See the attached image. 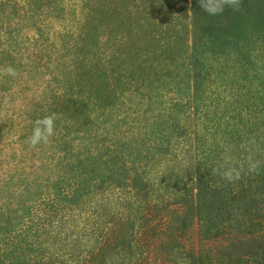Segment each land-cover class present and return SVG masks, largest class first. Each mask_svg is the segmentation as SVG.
Here are the masks:
<instances>
[{
    "label": "rangeland",
    "instance_id": "1",
    "mask_svg": "<svg viewBox=\"0 0 264 264\" xmlns=\"http://www.w3.org/2000/svg\"><path fill=\"white\" fill-rule=\"evenodd\" d=\"M70 5L60 11V7L52 10L55 0H0V235L23 231L27 219L39 225L37 232L24 233L22 253L5 255L23 257V264H152L141 234L149 207L193 196L207 182L229 184L212 175L225 156L233 164L245 163L246 168L251 155L264 166V45L253 47L246 74L235 64V56L208 57L204 70L208 76L195 113L176 93V84L183 97L192 91V74L183 70L177 83L164 76L150 90L139 92L143 96L117 94L109 112L102 117L100 111L92 112L86 120L77 118L69 102L77 98L80 88L75 85L81 82L76 75L64 81V71L49 62L54 61L50 46L59 45L54 39H62L57 32L72 17ZM189 5L190 0H184L174 8L185 24ZM187 31L183 45L188 55L191 35ZM35 36L40 48L33 47ZM37 50L46 54H40L34 70L25 75ZM7 65L16 69L15 77L5 72ZM51 103L62 107L56 113L54 135L49 143L33 149L26 141L35 121L51 115L47 111ZM88 121L118 122L108 129L112 138L108 144L114 142L121 151L116 168L123 175L112 177L91 194L82 190L93 182L77 190L68 184L76 178L83 184L94 178V184L100 185L106 165L75 168L66 160L70 155L64 158L59 152L65 139L73 138L77 145L82 134L76 130L85 131ZM209 169L210 174H205ZM135 172L141 173L136 184L146 192L132 187ZM246 173L231 183H238ZM190 234L185 242L189 246L196 240L195 228ZM166 255L175 264L183 263L181 250ZM7 262L8 258L0 257V264Z\"/></svg>",
    "mask_w": 264,
    "mask_h": 264
},
{
    "label": "trees",
    "instance_id": "2",
    "mask_svg": "<svg viewBox=\"0 0 264 264\" xmlns=\"http://www.w3.org/2000/svg\"><path fill=\"white\" fill-rule=\"evenodd\" d=\"M183 1L78 0L75 3L74 0H55L52 10L60 7V11H64L72 2V17L63 25L64 32H57L63 40L54 39L59 45L50 46L54 61L49 62L64 71V81H69L68 76L76 75L77 81L81 82L75 85L80 88L75 92L77 98L69 101L77 118L83 116L88 120L96 111H100L102 117L114 106L117 94L143 93L164 76L177 83L183 70L192 74L189 77L192 91L183 97L180 95L181 86L176 84V93L179 94L178 100H183L186 106L191 104L195 113L203 81L208 76L204 71L208 57L221 60L229 55L235 56V64L241 67L243 74L248 72L253 47L256 43L264 45V0H242L240 10L225 8L223 13L214 16L202 11L198 0H190L186 24L174 9ZM38 28L40 38L41 29ZM187 30L191 35L188 55L183 45ZM37 45L35 36L33 47L42 46ZM40 54H46V50L42 53L37 50L32 55L34 59L29 58L28 68L32 69L25 75L34 70L33 63L42 58ZM81 89L85 93L83 97ZM60 98L59 95L56 97ZM47 106L50 114L62 110L58 103L54 107L52 103ZM117 123L108 125V121H88L84 123L85 131L76 130L82 134L76 139L77 145H73V138L62 142L64 145L59 152L63 157L70 155L66 160H70L75 168L83 164L84 169L106 165L100 185L94 184V178H88L84 184L76 178L68 188L83 189L87 182H93L82 190L91 194L103 183L110 182L112 177L123 176L116 168L121 151L114 142L108 144L112 141L108 129ZM73 150L75 152L71 154ZM125 156L131 158L130 154ZM210 169L205 174L209 175ZM134 174L132 187L139 193L146 192L143 185L136 184L141 173ZM64 189L62 194L68 198L70 195ZM145 216L148 222L145 220L141 234L153 258L152 264H175L166 255L174 250H181L182 264H264V166L256 173L247 172L238 183L213 186L207 182L199 186L193 196L152 205ZM27 223L23 225V231L15 232L16 235L11 231L0 235V257L8 258L7 264H23V257H7L5 253L23 252L24 233H35L39 226L28 219ZM193 228L196 240L189 246L185 242Z\"/></svg>",
    "mask_w": 264,
    "mask_h": 264
},
{
    "label": "clouds",
    "instance_id": "3",
    "mask_svg": "<svg viewBox=\"0 0 264 264\" xmlns=\"http://www.w3.org/2000/svg\"><path fill=\"white\" fill-rule=\"evenodd\" d=\"M198 4L202 11L214 16L223 13L225 8H231L234 11L240 10L242 0H198ZM5 72L13 77L17 75L16 69L12 66H8ZM56 119V114L37 119L26 143L33 149L41 144L49 143L50 138L54 135ZM260 166L261 162L254 160L251 155L247 157L246 168L245 163L233 164L232 158L225 156L223 163L212 169V175H219L231 183L240 180L245 171L256 173Z\"/></svg>",
    "mask_w": 264,
    "mask_h": 264
}]
</instances>
